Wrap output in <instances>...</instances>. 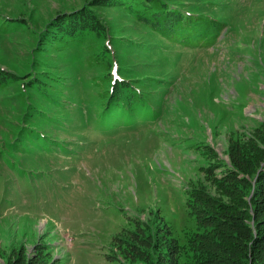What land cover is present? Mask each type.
<instances>
[{"label": "rangeland", "instance_id": "374dc122", "mask_svg": "<svg viewBox=\"0 0 264 264\" xmlns=\"http://www.w3.org/2000/svg\"><path fill=\"white\" fill-rule=\"evenodd\" d=\"M182 1L222 21L217 43H169L108 0H0V66L14 78L0 91V264L130 263L147 247L145 222L195 228L191 188L230 203L241 225L263 226L250 190L264 184V0ZM84 6L95 36L79 51L52 48V19ZM54 68L53 86L38 78ZM120 72L149 97L135 116L103 107L91 86ZM222 160L243 172L224 183Z\"/></svg>", "mask_w": 264, "mask_h": 264}, {"label": "trees", "instance_id": "16d2710c", "mask_svg": "<svg viewBox=\"0 0 264 264\" xmlns=\"http://www.w3.org/2000/svg\"><path fill=\"white\" fill-rule=\"evenodd\" d=\"M107 3H112L113 7L121 9L127 17L132 19L133 25L139 26L146 33L159 36L169 43H175L184 48L211 47L219 41L223 30L221 20L211 13L199 10L197 6H193L192 1L108 0ZM233 7L234 4L228 10H234ZM96 18L97 15L93 8L84 6L52 19L51 26L47 31L52 36L53 41L50 40L52 48L67 47L73 52L81 50L83 44L80 43L96 34L98 29ZM228 18L227 16L226 19ZM108 37L111 42L112 39H119L113 32L103 36L104 49H107L105 41L108 40ZM126 45V47L130 46ZM145 45H150V41L148 40ZM89 61L91 64H95L98 62V58L92 56ZM108 62L109 67L112 59ZM119 69H124V67L119 66ZM7 71L0 66V91L8 88L10 83L14 82L13 76ZM41 73L38 78L42 82L52 86L54 81L57 82L53 78V75L57 74V68ZM120 74L122 81L113 82L111 75L102 78L109 80L106 89L102 85L99 87L100 78L97 80L98 83L92 80L91 86L100 89L98 95L104 103L103 107L109 105L111 111L116 110L123 117L127 114L135 116L140 111V107L147 105L149 97L146 96L143 86L135 82L136 77L122 72ZM77 94L81 95L78 89ZM83 106L87 105L84 103ZM99 116L104 117L106 114L99 113ZM121 122L111 123V131L119 129ZM250 137V141L252 137L256 141V136ZM240 147L244 152L243 147L247 146L244 144ZM231 154L232 152H230ZM237 158L238 156H235L236 160ZM222 163L221 165L228 169L222 174L224 183L243 172L242 167L234 161L222 160ZM200 168H202V164ZM207 173L205 172L206 178L213 175V172ZM261 173L264 174V171L262 170ZM229 187L225 186L224 193L232 191ZM191 189L186 192V205L189 214L195 220V228L184 229L181 233L176 234L173 231V226L165 221L153 230L152 224L145 222L149 229L144 237L147 247L134 250L130 256L132 259L130 263L120 257L119 261L121 262L117 264H138L134 262L137 255L141 258L139 264H264V224L256 226V230L251 229L247 224H245L246 226L241 225L242 217L235 213L230 203L222 199H215L208 191H202L203 194L198 195V192L194 193ZM250 194L251 206L257 217L255 221H258L260 214L264 212V210L262 211L264 209V184L254 186V189L250 190ZM249 208L251 207L248 206L247 210ZM247 210H242L243 216L249 215Z\"/></svg>", "mask_w": 264, "mask_h": 264}]
</instances>
